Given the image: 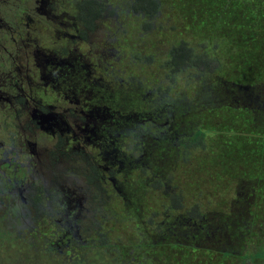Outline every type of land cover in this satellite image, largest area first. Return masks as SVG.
I'll return each mask as SVG.
<instances>
[{
	"label": "flooded vegetation",
	"instance_id": "obj_1",
	"mask_svg": "<svg viewBox=\"0 0 264 264\" xmlns=\"http://www.w3.org/2000/svg\"><path fill=\"white\" fill-rule=\"evenodd\" d=\"M111 1L0 0V205L11 206L12 221L14 215L29 218L33 224L22 227L30 234L41 222L53 228L41 250L13 243L17 262L38 264L43 257L49 262V255L106 247L84 238L90 231L103 235L97 224L87 229V220H98L93 206L114 202L125 211L145 193L172 192L168 173L176 164L169 159L195 134L192 117L186 133L177 127L179 108L198 103L196 95L194 105L177 101L176 70L164 88L153 82L159 65L156 76L133 74L137 67L142 71L138 60L145 56V38H132L143 44L132 42L129 25H146L144 6H136V0ZM131 15L143 22L128 21ZM197 82L194 77V94ZM183 202L188 205V198ZM206 211L200 223L193 220L199 214L188 211L164 214L170 227L162 230L163 214L155 208L136 219L145 248L132 252L138 246L121 245L117 252L135 255L140 264H179L177 257L187 250L205 255L211 264L226 257L241 262V251L232 250L235 242L226 239L220 221L225 213ZM215 219L218 229L211 228ZM254 256L264 264L263 253Z\"/></svg>",
	"mask_w": 264,
	"mask_h": 264
},
{
	"label": "rangeland",
	"instance_id": "obj_2",
	"mask_svg": "<svg viewBox=\"0 0 264 264\" xmlns=\"http://www.w3.org/2000/svg\"><path fill=\"white\" fill-rule=\"evenodd\" d=\"M165 1L162 3L165 6L158 8V11L156 10L157 18L150 22L149 27L141 26L138 23H136V28L133 24L129 25L132 42L136 41L132 40L133 37L135 39L139 37L145 38L144 44L142 41H136L144 45L141 48L142 50L144 48L145 52V56L142 55L138 60L141 63L142 71L139 72L138 67L133 71V74L139 78L150 77L152 72H156L157 65H160L161 61L166 59V52L170 50L171 43L173 45L187 37L193 38L192 41L197 42H201L200 40L202 39L205 44L209 45L212 39H208V32H194V26L206 31L205 29L210 26L209 21H212L211 18L214 16L213 13H216L218 18L222 16V19H218L216 22L217 24L222 23L221 27H224L225 31L227 30L225 24H223L224 21L231 25L234 32H241L246 27L245 22L251 20V16L249 18L244 16L236 5L227 6L225 4L220 8L219 4L224 2V0ZM109 2L112 1L109 0ZM260 15L264 16L262 12H260ZM132 17L134 19L129 17L128 21L137 22L140 20V23L143 22V18ZM151 19L148 18L145 24ZM171 24L176 25L173 33L167 30L164 33L160 32L161 28H168ZM260 30L264 34V28ZM252 32L257 33L256 31ZM213 40L216 41L214 38ZM201 43L199 45L193 44V46L197 47L198 51H203V48L206 50V47L201 46ZM131 45L129 42V49ZM131 50L133 55L138 54L137 49ZM137 64L139 63L137 62ZM194 75L197 78L198 72L194 71ZM194 75L188 70L177 71L175 75L177 101L184 100L193 102V105L195 104L196 94H194L191 85ZM172 76L173 69L168 67L166 70L158 71L157 80H153V82L161 84V87L164 88L170 84ZM230 76L243 81H254L263 78L264 71L253 67L244 68L237 59L231 65ZM186 77L191 82L186 81ZM195 121L199 124V129L205 134V136H202L204 139L203 144L212 145L214 147L213 151L207 152V147H204L199 141H197V144H193L190 141L188 146L184 147L183 151L180 152L182 153V158L176 160V165L173 164L168 173V176H172V187L175 186V190L185 193L189 205H192V202L195 201L194 203L200 206L203 204L201 209L204 211L224 213L230 209V204H232L231 198L233 197L236 182L243 180V178L252 180V183L256 186V203L251 207V210L255 212L254 215L252 213L251 219H249L250 225H253V235L250 240L247 237L243 240L244 235L242 236L240 231H238L236 235L230 236V241H234L235 244L226 243L225 247L228 248V244H231L233 251L235 250L237 253L241 251V256L244 257L241 262L236 259L237 264H260L262 261L256 259L254 254L255 252L258 254L264 251V124H262V116L257 113L254 114L248 109H234L231 111L216 108L211 111H203L202 116L196 118ZM186 126V124L182 123L178 128L183 127V131L186 133ZM201 150H204V154H202ZM192 154L194 155L193 158ZM181 160L182 164H186L180 165ZM192 176L197 184L193 182L192 185L190 184ZM194 188H198V193H201L197 197L194 195L195 198L192 197ZM234 202L236 201L234 200ZM251 202H254L253 198L246 199L247 204H251ZM111 203H113L112 207L109 204L96 208L93 206L92 211L98 213V220H87L86 222L87 229L91 225L94 227L97 224L99 232L103 233V235H98V238L95 231H90V235L84 237L93 246L103 244L106 247H94L95 249L81 247L82 249L76 250L78 253H64L59 258L49 255V262L44 260L45 258L43 257L42 262L39 261L40 263L38 264H140V260L135 255L124 257L119 255L117 251L123 243L124 245L138 246L132 252H138L140 248H145L137 243L142 236V231L138 228V221H134V219L140 220L142 214L145 216V214H149L155 208L161 212L163 203L167 204L165 192L162 190L159 195L157 193H145L139 200L130 203L131 210L128 208V210L124 211L122 204L114 205V202ZM0 206V255L4 257H0V264L25 262V259H22V261L19 259L18 262L15 260L16 251L14 253L13 250L15 247L18 249V246H10L13 243H18V245L23 244L26 246L25 250H27V246L35 251L41 250L40 248L44 247L48 241L49 232L53 231V228L51 227L49 231V225H43L41 222L40 224H35L36 230L30 234L24 231V227H22L26 223L33 224L29 221V218L18 217L17 219L14 215L15 220L12 221L13 213L9 211V209H12L11 206L5 203ZM19 206L24 212L25 207L23 205ZM185 206L188 207L187 205ZM14 211L18 212L19 210ZM181 211L184 212L185 208L182 207ZM126 218H130L131 221ZM31 220L33 219L31 218ZM38 225L39 227L37 228ZM225 233L230 232L225 231ZM238 237L241 242H239ZM126 248L130 250V246ZM8 251L11 252L10 256L13 258L6 256L9 253ZM165 253H168V251H165ZM114 254H116V259L113 258ZM77 255L78 257H76ZM211 257L215 260L217 259V255L212 254ZM54 259L56 262H54ZM234 260L226 257L221 263L235 264ZM177 261L179 264H211V261L205 255L192 250L181 252L177 257ZM24 264H27V262ZM33 264H36L35 259Z\"/></svg>",
	"mask_w": 264,
	"mask_h": 264
},
{
	"label": "trees",
	"instance_id": "obj_3",
	"mask_svg": "<svg viewBox=\"0 0 264 264\" xmlns=\"http://www.w3.org/2000/svg\"><path fill=\"white\" fill-rule=\"evenodd\" d=\"M164 2L166 1H135L136 6H144L141 12L145 14V21L148 18H152L145 25L146 27H149L150 22L157 18L156 12L158 8H163L165 6L162 4ZM225 4H227V6L236 5L244 16L248 18L251 16V20L245 22L246 27H244L241 32H234L231 25H228V23L224 21L223 24H225L227 30L225 31V28L221 27L222 23L217 24L216 22V20L222 19V16L218 18L216 13H213L214 16L211 18L212 21H209L210 26L205 29L206 31L194 26V32H208V39H212L209 45L205 44L202 39H199L202 43L197 41L191 42V38L185 37L183 40L177 41V43L173 45L171 43L170 50L166 52V59L162 60L160 65L158 64V68L161 70H166V68L169 67L172 68L173 71L176 70L178 72L188 70L192 72V75H194V71L198 72L197 83L199 87L196 92L198 106H194V108L180 107L175 117L177 120V127L182 123L186 125L189 124L190 121H188V119H191V117L193 118L194 124H192V127L195 133L191 138L193 144H197V141L203 144L204 141L202 136H205V134L199 129V124L195 121L196 118L202 116L203 111H211L216 108H223L231 111L234 109H248L254 114L257 113L261 115L263 120L262 124H264V77L254 81H243L230 76L231 65L237 61V59L244 68L253 67L263 69L264 71V34H262L260 30L264 28V16L260 15V12L264 14V0H224V2L219 4V7L221 8ZM212 22L213 24H211ZM175 28L176 25L171 24L168 28H161L160 32L164 33L165 30H167L173 33V29ZM252 31H256L257 33ZM258 36L259 38H257ZM213 38L216 39V41H214ZM200 43L202 44L201 46L206 47V50L203 48V51H198L197 47L195 48L193 46V44L199 45ZM153 74L154 73H152L151 76L157 75ZM204 147H207V152H212L214 148L212 145L207 146V144L204 145ZM201 151L203 152L202 154H204V150ZM177 155L178 153L174 155V158H170L169 160H173V162L175 161L176 163L178 158H182V153H180L179 156ZM193 157L194 155L192 154V158ZM185 160L187 159L185 158ZM179 164L184 165L186 163L182 164L181 160ZM248 180L249 179L243 178V180L236 182L233 197L231 198L232 202L230 201L232 203L230 204V209L224 212L226 217L220 220L223 222V228L227 232H230L226 233V239H228V236L236 235L238 231H240L242 236L244 235L242 238L243 240L246 237L250 240L253 235V225H250L249 219H251L252 213L254 215L255 212L251 210V207L256 203V186L252 183V180H249L250 182ZM192 182L197 184L193 176L190 182L191 185ZM163 190H166L165 196L167 197V204L163 203L161 207L163 224L158 227H161L162 230L170 227V225L165 222L166 218L164 214H170L175 210H181L182 207L187 209L185 211L199 214L197 218H193V220H197V222L200 223V218L204 212L201 209L203 204L200 206L193 201L192 205L188 204V207L183 206V198L186 197L184 192L183 194L181 191L175 190V188L172 192H170L168 188ZM198 190V188H194L192 197H194V195L197 197L201 194L198 193ZM248 198H253L254 202L247 204L246 199ZM234 200L236 202H234ZM129 210H131L130 205ZM212 213L217 214L220 212L214 211ZM128 220H130V218H128ZM134 221H136V219H134ZM216 221V219L211 221V228H219V226H214V222ZM197 227L198 226L195 225V228ZM139 229L143 231V226L141 224ZM199 230L200 229L197 231ZM164 236L168 235L164 234ZM141 240L142 239L139 238L137 243L140 244ZM121 245H124V243ZM143 245L147 244L144 243ZM152 246L154 245L152 244ZM154 250L153 247L152 251ZM262 252L264 254V251L259 253ZM249 255L248 257H250Z\"/></svg>",
	"mask_w": 264,
	"mask_h": 264
}]
</instances>
